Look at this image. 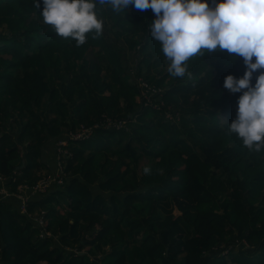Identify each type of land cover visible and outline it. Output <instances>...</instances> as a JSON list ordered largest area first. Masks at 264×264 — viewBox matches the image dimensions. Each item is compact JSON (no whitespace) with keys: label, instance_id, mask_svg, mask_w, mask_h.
Masks as SVG:
<instances>
[{"label":"trees","instance_id":"1","mask_svg":"<svg viewBox=\"0 0 264 264\" xmlns=\"http://www.w3.org/2000/svg\"><path fill=\"white\" fill-rule=\"evenodd\" d=\"M14 2L0 0V189L32 193L58 166L61 182L25 212L0 193V264H264V148L227 131L240 93L222 86L242 58L206 51L174 77L150 8L98 4L102 31L77 46L42 0Z\"/></svg>","mask_w":264,"mask_h":264},{"label":"clouds","instance_id":"2","mask_svg":"<svg viewBox=\"0 0 264 264\" xmlns=\"http://www.w3.org/2000/svg\"><path fill=\"white\" fill-rule=\"evenodd\" d=\"M39 11L43 22L54 32L74 39L77 46L87 34L102 31L97 5L123 13L132 5L154 13L150 35L160 43L169 61L167 71L174 77L191 76L187 61L214 50H226L229 63L241 57L242 75L228 73L222 86L236 98L235 117L227 131L242 144L260 151L264 148V0H42ZM37 6V3H36ZM150 168L145 166L144 172Z\"/></svg>","mask_w":264,"mask_h":264},{"label":"rangeland","instance_id":"3","mask_svg":"<svg viewBox=\"0 0 264 264\" xmlns=\"http://www.w3.org/2000/svg\"><path fill=\"white\" fill-rule=\"evenodd\" d=\"M9 2H11V3H13L14 2V0H8ZM14 5H16L17 6V2L15 1L14 2ZM107 28H108V26H107ZM0 29L3 31V32H6L5 31V28H4V26L3 25H0ZM134 65V63H132V66ZM140 79V78H139ZM141 85L144 87V86H146L144 83H141ZM148 90V88H146V90L144 89V88H142L141 89V92L142 93H145V91H147ZM108 121H109V119H108ZM222 121H226V118H223L222 119ZM119 125V124H118ZM121 125H122V123H121ZM86 131V129H83L82 130V132H80L79 134H73L72 135V138L73 139H78V138H81V137H84V132ZM74 136H76V137H74ZM50 162H51V160L50 159H48V161H47V163L50 165ZM46 165V163L44 164V166L43 167H41L40 169H38V171H37V168H35V172H36V174L37 173H46L47 171H48V167L47 166H49V165ZM34 174V172H33V169L31 170V175H33ZM58 174H60V168H59V166H58V169H57V171L52 175V177H54V175H58ZM41 180V179H40ZM39 180V181H40ZM24 187H26V186H23V185H21V186H19L17 189H18V191L16 192V193H12L10 190L9 191H7V190H5L4 189V187H2L1 189H0V193H3V191H4V194H5V196L6 197H8V196H16L17 198H20L21 199V204H20V211L21 212H25L26 211V204H27V201L29 200V199H32V197H33V195L35 194V192H32V193H28V194H25V193H22L21 191L23 190L22 188H24ZM34 193V194H33ZM32 194V195H31ZM30 196V197H29ZM157 205H159V207L161 208V206H163V208L165 209V207H168V205L165 203V204H163L162 202H159ZM160 208H157V212L158 213H160L162 216L164 215V212H165V210L164 211H162ZM173 211H174V213L175 214H179V212L177 213V211L176 210H174L173 209ZM31 215L32 216H34L35 217V215L36 214H33V213H31ZM37 218V221L41 224H43V222H44V220H43V218H39V217H36ZM88 248V246L87 247H85V249H87ZM40 264H46V262H41ZM229 264H231V263H229Z\"/></svg>","mask_w":264,"mask_h":264},{"label":"built area","instance_id":"4","mask_svg":"<svg viewBox=\"0 0 264 264\" xmlns=\"http://www.w3.org/2000/svg\"><path fill=\"white\" fill-rule=\"evenodd\" d=\"M76 137V136H74ZM60 144L64 145L65 142L64 141H61ZM61 169V168H60ZM61 178L60 175H55L54 177L52 176H47L45 177L44 179H42L41 181H39L34 187L33 189L35 191H40V192H43L47 189V187L50 185L51 182L53 181H57L58 183L61 182V180L59 179ZM4 192V191H3Z\"/></svg>","mask_w":264,"mask_h":264},{"label":"crops","instance_id":"5","mask_svg":"<svg viewBox=\"0 0 264 264\" xmlns=\"http://www.w3.org/2000/svg\"><path fill=\"white\" fill-rule=\"evenodd\" d=\"M23 190L21 191L22 193H25V194H28L29 192H28V190H26V188L24 187V188H22ZM33 192H34V189H33ZM32 195V194H31ZM30 197V196H29Z\"/></svg>","mask_w":264,"mask_h":264}]
</instances>
